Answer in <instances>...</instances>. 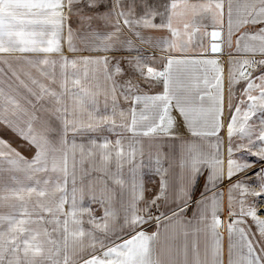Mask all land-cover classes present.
<instances>
[{"label": "crops", "instance_id": "crops-1", "mask_svg": "<svg viewBox=\"0 0 264 264\" xmlns=\"http://www.w3.org/2000/svg\"><path fill=\"white\" fill-rule=\"evenodd\" d=\"M61 3L63 10L58 8ZM69 4L92 17L91 27L82 30L91 34L83 50H65L68 62L49 64L46 71L43 64L29 63L40 57L30 49L42 22L55 15L58 26L63 16L67 30ZM72 22L75 25L74 14ZM213 29L223 31L222 55L211 54ZM261 29L264 0H0V116L6 106H35L36 114L49 119L68 140L66 149L58 144L38 160L33 159L36 149L29 158L8 141L20 155L9 163L0 152V201L17 204L4 206L2 217H22L12 211L25 210L29 190L35 189L39 197L52 196L53 233L103 229L106 245L109 235L128 233L108 248L115 256L75 264H264L250 229L235 210L230 188L240 162L227 156L225 137L230 111L235 116L238 111L247 116L256 112L253 120L264 122V63L242 72L253 57H264ZM128 58L137 62L127 82L116 72H124ZM176 63L194 64L211 81L202 93L206 116L196 128L204 166L188 203L167 198L181 178V142L172 138L179 129L162 128L171 124L170 119L166 122L169 115H178L175 99L171 107L152 99L167 83L162 78L169 65ZM42 90L47 94L38 98ZM53 109L72 125L66 133ZM0 133V141L22 140L2 123ZM183 135L187 137V131ZM258 135L264 138V124ZM162 176L169 189L163 195ZM151 181L155 188L148 194ZM105 207L111 214L108 220L101 219ZM252 214L244 210V216ZM142 219H154L151 228L142 230ZM24 261L20 264H28ZM54 264L64 263L58 259Z\"/></svg>", "mask_w": 264, "mask_h": 264}, {"label": "rangeland", "instance_id": "rangeland-1", "mask_svg": "<svg viewBox=\"0 0 264 264\" xmlns=\"http://www.w3.org/2000/svg\"><path fill=\"white\" fill-rule=\"evenodd\" d=\"M136 62L132 58L125 59L124 72L118 74L115 69L116 76L121 77L123 81H130L134 70H136ZM138 82H143V80L138 79ZM255 113L249 111V116H247L244 112L238 111L235 116L236 114L230 111L226 122L225 137L227 156L236 157L240 162L237 167V175L233 177L235 178L233 181L236 182L230 188L235 196V210L241 216V221H244L250 229L264 259V218H259L255 214L260 206L264 205V153L261 154L264 151V138L258 135L264 122L253 120L257 117L254 115ZM248 118L250 121H246ZM251 133L255 135L252 137ZM4 139L18 147L22 154L29 158L33 155L34 148L24 141L11 137ZM0 175L2 178L1 172ZM33 177L37 178L38 174H34ZM49 188L48 191L45 188V192L51 193L52 187ZM147 188V193L153 194L155 184L152 181L148 182ZM29 191L28 201L24 197L22 198L25 200V210L14 209L12 211L14 215L17 212L24 214L22 217H2L6 211L4 206H10V204L15 206L17 202L4 203L0 201V264H20L22 260H25L24 263L27 261L28 264H38L43 259L48 260V264H54V261H58V259L64 264H75L81 260L104 257L107 254L112 257L115 256L114 249L112 252L108 248L114 246L121 237L128 234H111L106 245L104 233L101 232L103 229L91 230V232L83 234L53 233V215L56 214V211L52 206V196L39 197L37 190L30 189ZM244 210L245 213L248 211L253 214L244 216ZM13 218L16 219L14 223ZM227 218L233 220L230 216ZM153 222L154 219H142V230L151 228L150 225Z\"/></svg>", "mask_w": 264, "mask_h": 264}, {"label": "snow or ice", "instance_id": "snow-or-ice-1", "mask_svg": "<svg viewBox=\"0 0 264 264\" xmlns=\"http://www.w3.org/2000/svg\"><path fill=\"white\" fill-rule=\"evenodd\" d=\"M89 8L96 7L95 5L89 4ZM60 10H63L64 4L58 5ZM81 8H77L74 4L68 5V26L65 31L64 18L59 17V24H56V17L53 15L49 18V21L42 22V27L37 33L36 39L33 41V47L31 51L40 53L38 60L29 61L31 64H35L39 67L40 64L44 65L46 71L49 64L53 67L60 61L67 63V57L64 55L65 50L68 52L76 53L83 50L91 34L85 30L91 27L92 17L83 16ZM73 14L76 17V23L73 24ZM264 33V29L260 30ZM264 38V36H262ZM223 31L217 37L213 34V40L210 46L215 49L219 47V52L213 51V56L223 54ZM73 62H76L73 60ZM264 66V64H262ZM120 69L117 68V71ZM167 83H164L161 87L160 92L152 99L158 103L159 106L168 105L171 107V99H175L176 112L178 113L176 118H172L170 115L166 118L171 120V124L165 127L162 125L164 131H173L179 129V135H173L172 138L180 141V169L181 178L177 185L171 190V193L167 198L174 197L179 203H188L192 199V186L196 181L197 176H200L201 168L203 165V159L200 156L197 149L196 138L200 135L196 128L200 122L205 119L204 105L207 100L202 95L205 93L211 81L207 76L199 74L197 67L194 64L179 63L169 65L168 71L165 74ZM47 91L42 90L41 93L37 94L39 98L41 95H46ZM48 111V109H45ZM53 114L56 115V119L61 121L66 133L69 125L66 119L63 118L62 114L58 113L55 109L52 110ZM0 123L3 124L5 129H10L20 136L22 140L28 143L32 148L36 149L33 159L38 160L43 154L44 150L51 148L55 150L59 144L63 148H67L68 140L67 136L58 132L57 129L53 128L49 119L44 115H37L36 108L33 106L31 110L21 108H11L6 106L4 113L0 116ZM187 131L188 136L185 137L183 133ZM55 134V138H54ZM2 135V133H0ZM75 146L73 145V148ZM0 152L4 153L3 159L9 163L17 161L19 153L12 149L9 142L4 139L0 141ZM159 157L160 153L157 150ZM159 162V160H158ZM159 171V169H158ZM168 170H164V175H167ZM259 175V173H257ZM231 179V177H229ZM162 188L160 194L163 195L169 192L167 181L161 178ZM76 189L74 187L73 194L75 196ZM110 195V194H109ZM93 199H97L95 195ZM100 203L104 206V199H100ZM199 203V201H197ZM182 212L186 213L188 208H182ZM260 215L264 216V205H261L258 209ZM105 215L101 219H110V211L107 207L104 208ZM195 214V209H193ZM125 222L130 223L128 217H125ZM134 229V224H132Z\"/></svg>", "mask_w": 264, "mask_h": 264}, {"label": "built area", "instance_id": "built-area-1", "mask_svg": "<svg viewBox=\"0 0 264 264\" xmlns=\"http://www.w3.org/2000/svg\"><path fill=\"white\" fill-rule=\"evenodd\" d=\"M264 63V57L258 58V57H253L251 59V62L249 64H245L242 68V72L247 73L251 68L255 67L257 64ZM229 216V214H228ZM229 222H231V218L228 219Z\"/></svg>", "mask_w": 264, "mask_h": 264}, {"label": "water", "instance_id": "water-1", "mask_svg": "<svg viewBox=\"0 0 264 264\" xmlns=\"http://www.w3.org/2000/svg\"><path fill=\"white\" fill-rule=\"evenodd\" d=\"M214 33H215L216 36L218 37L219 34H220V30H218V29H213V30L210 31V39H211V41L213 40V34H214ZM219 50H220L219 47L213 49V48L210 46V51H211V52H213V51L219 52Z\"/></svg>", "mask_w": 264, "mask_h": 264}, {"label": "bare ground", "instance_id": "bare-ground-1", "mask_svg": "<svg viewBox=\"0 0 264 264\" xmlns=\"http://www.w3.org/2000/svg\"><path fill=\"white\" fill-rule=\"evenodd\" d=\"M259 218H264V216L260 215L259 212L255 213Z\"/></svg>", "mask_w": 264, "mask_h": 264}]
</instances>
